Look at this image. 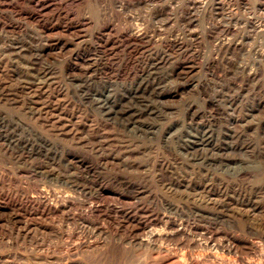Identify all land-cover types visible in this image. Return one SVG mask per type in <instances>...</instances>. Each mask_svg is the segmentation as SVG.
I'll return each mask as SVG.
<instances>
[{"label": "rangeland", "instance_id": "374dc122", "mask_svg": "<svg viewBox=\"0 0 264 264\" xmlns=\"http://www.w3.org/2000/svg\"><path fill=\"white\" fill-rule=\"evenodd\" d=\"M187 261L264 263V0H0V264Z\"/></svg>", "mask_w": 264, "mask_h": 264}, {"label": "bare ground", "instance_id": "6f19581e", "mask_svg": "<svg viewBox=\"0 0 264 264\" xmlns=\"http://www.w3.org/2000/svg\"><path fill=\"white\" fill-rule=\"evenodd\" d=\"M32 15V14H31ZM30 15V16H31ZM43 17V16H42ZM42 19V18H41ZM62 19V18H61ZM46 25V24H45ZM135 32V31H134ZM133 33V32H132ZM128 38H130V39H141V35H140V33L138 34V33H134L133 35H130ZM133 40V41H134ZM223 44V43H222ZM102 45V44H101ZM80 119V118H79ZM50 124V123H49ZM75 132V131H74ZM33 198V197H32ZM36 198V197H35ZM44 199V198H43ZM36 200V199H35ZM39 201V200H38ZM46 203V202H45ZM44 208H46V207H44ZM44 211V210H43ZM47 212H50V208H47V210H46ZM53 214V213H52ZM58 215V214H57ZM108 216V215H107ZM49 217V216H48ZM66 218V217H65ZM113 219V218H112ZM83 220V219H82ZM114 222V221H113ZM135 226V225H134ZM172 226V225H171ZM168 228V227H167ZM143 229V228H142ZM138 231V230H137ZM151 231V230H150ZM170 232V231H169ZM173 232V231H172ZM147 233V232H146ZM153 233V232H152ZM153 236V235H152ZM144 240V239H143ZM148 240V239H147ZM146 240V241H147ZM145 241V242H146ZM142 242V241H141ZM150 242V241H149ZM144 244H146V245H148L147 243H144ZM233 244V243H232ZM152 245V244H151ZM141 246V245H140ZM149 246V245H148ZM154 246V245H153ZM202 246V245H201ZM210 246V245H209ZM144 247V246H143ZM213 247V246H212ZM214 247H215V245H214ZM232 247V246H231ZM240 247V246H239ZM252 247V246H251ZM242 249V248H241ZM248 249H250V248H248ZM190 251V250H189ZM163 254V253H162ZM185 255V254H184ZM215 255V254H214ZM182 257H183V255H181ZM197 258V257H196ZM222 258V257H221ZM176 259V258H175ZM199 259V258H198ZM185 260V259H184ZM212 260V259H211ZM231 260V259H230ZM181 261V260H180ZM111 262V261H110ZM188 262V261H187ZM225 262V261H224ZM230 262V261H229ZM104 263V262H103ZM177 263V262H176ZM250 263V262H249ZM178 264V263H177ZM188 264H189V262H188ZM221 264V263H220ZM226 264V263H225ZM260 264V263H259ZM264 264V263H263Z\"/></svg>", "mask_w": 264, "mask_h": 264}]
</instances>
